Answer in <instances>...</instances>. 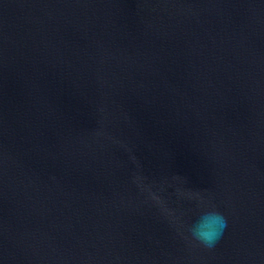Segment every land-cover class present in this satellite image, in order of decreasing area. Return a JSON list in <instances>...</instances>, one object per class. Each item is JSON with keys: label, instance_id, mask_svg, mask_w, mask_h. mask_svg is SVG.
Masks as SVG:
<instances>
[{"label": "water", "instance_id": "water-1", "mask_svg": "<svg viewBox=\"0 0 264 264\" xmlns=\"http://www.w3.org/2000/svg\"><path fill=\"white\" fill-rule=\"evenodd\" d=\"M0 264H264V0H0Z\"/></svg>", "mask_w": 264, "mask_h": 264}, {"label": "clouds", "instance_id": "clouds-1", "mask_svg": "<svg viewBox=\"0 0 264 264\" xmlns=\"http://www.w3.org/2000/svg\"><path fill=\"white\" fill-rule=\"evenodd\" d=\"M228 225V218L214 205H209L189 225L184 240L193 247L213 250Z\"/></svg>", "mask_w": 264, "mask_h": 264}]
</instances>
